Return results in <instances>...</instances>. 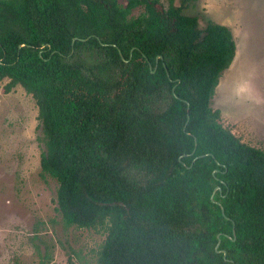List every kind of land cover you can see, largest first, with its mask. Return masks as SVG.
Instances as JSON below:
<instances>
[{
	"label": "trees",
	"instance_id": "16d2710c",
	"mask_svg": "<svg viewBox=\"0 0 264 264\" xmlns=\"http://www.w3.org/2000/svg\"><path fill=\"white\" fill-rule=\"evenodd\" d=\"M193 1L0 0V83L36 103L63 225L106 233L97 264H264V150L211 101L236 43Z\"/></svg>",
	"mask_w": 264,
	"mask_h": 264
},
{
	"label": "rangeland",
	"instance_id": "374dc122",
	"mask_svg": "<svg viewBox=\"0 0 264 264\" xmlns=\"http://www.w3.org/2000/svg\"><path fill=\"white\" fill-rule=\"evenodd\" d=\"M184 13L201 27L210 20L231 31L236 56L212 108L242 142L264 150V0H197ZM7 83H0V264H97L106 233L63 225L58 184L40 174L36 103L21 86L7 94Z\"/></svg>",
	"mask_w": 264,
	"mask_h": 264
},
{
	"label": "water",
	"instance_id": "95a60500",
	"mask_svg": "<svg viewBox=\"0 0 264 264\" xmlns=\"http://www.w3.org/2000/svg\"><path fill=\"white\" fill-rule=\"evenodd\" d=\"M76 41V39H74V42ZM121 54V53H120ZM122 55V54H121ZM154 72V71H153ZM217 189H220V188H217ZM219 245L217 246V249H218Z\"/></svg>",
	"mask_w": 264,
	"mask_h": 264
},
{
	"label": "crops",
	"instance_id": "0c3cea01",
	"mask_svg": "<svg viewBox=\"0 0 264 264\" xmlns=\"http://www.w3.org/2000/svg\"><path fill=\"white\" fill-rule=\"evenodd\" d=\"M225 26V25H224Z\"/></svg>",
	"mask_w": 264,
	"mask_h": 264
}]
</instances>
